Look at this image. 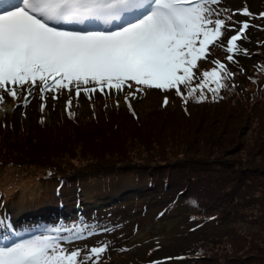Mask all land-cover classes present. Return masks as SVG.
Instances as JSON below:
<instances>
[{
    "label": "trees",
    "instance_id": "1",
    "mask_svg": "<svg viewBox=\"0 0 264 264\" xmlns=\"http://www.w3.org/2000/svg\"><path fill=\"white\" fill-rule=\"evenodd\" d=\"M257 31L252 45L242 44L252 55L229 65L237 73L243 68L240 85L217 101L205 89V102L190 101L194 114L171 91L176 100L168 108L158 99L133 106L135 116L124 104L79 117L64 111L49 125L40 116L28 129L18 118L1 119L0 210L35 195L46 205L59 195L54 207L66 206L65 190H75L69 201L87 208L122 179L136 178L125 196L138 204L163 194L161 211L187 218L192 233L173 246L176 264H264V26ZM200 79L199 68L193 84Z\"/></svg>",
    "mask_w": 264,
    "mask_h": 264
},
{
    "label": "snow or ice",
    "instance_id": "2",
    "mask_svg": "<svg viewBox=\"0 0 264 264\" xmlns=\"http://www.w3.org/2000/svg\"><path fill=\"white\" fill-rule=\"evenodd\" d=\"M222 3L0 0V105L7 95L18 102L16 108L27 107L39 95L43 113L49 98L67 95L65 111L73 117L71 109L80 106L82 95L94 108L96 94H122L135 116L132 101L144 89L174 91L184 104L205 102V89L213 101L222 99L221 92L237 87L235 77L244 71L234 72L229 65H237L240 55H252L242 44L253 25L234 17H254L247 7L233 11L220 7ZM259 18L264 19V12ZM214 48L227 54L225 60L212 59L213 67L200 72L203 79L193 84L200 62L208 61ZM114 103L121 105L119 99ZM168 103L165 96L163 106ZM112 230L82 221L20 232L0 216V264H102L109 241L68 246Z\"/></svg>",
    "mask_w": 264,
    "mask_h": 264
},
{
    "label": "rangeland",
    "instance_id": "3",
    "mask_svg": "<svg viewBox=\"0 0 264 264\" xmlns=\"http://www.w3.org/2000/svg\"><path fill=\"white\" fill-rule=\"evenodd\" d=\"M220 7L231 9L233 11L247 7L250 12L254 14L253 18L237 15L236 20H249L253 25L248 30V41L245 45H252L255 39L259 36L257 27L264 26V19L259 18V13L264 12V0H223ZM234 33H228L232 35ZM257 47V46H256ZM259 48V47H257ZM223 52L219 48L212 50V55L208 62L214 58L220 59L219 55ZM222 60V59H220ZM223 61V60H222ZM206 62V61H205ZM205 68V63L200 66V72ZM198 74V72H197ZM235 83L239 86L240 83L235 77ZM136 87L135 85L133 86ZM167 96L170 100H176L170 92H162L155 89H144L143 94H138L137 99L132 101L134 107L142 106L147 103H156L158 99L164 101ZM67 95L61 96L57 101L48 99L47 107L44 112L40 111L39 95H36L27 107L16 108L17 101L12 100L11 97L5 95V103L0 105V120L10 121L12 117L18 118L23 127L28 129L37 119L42 116L46 125L54 123V120L63 114L65 111L64 101ZM115 99L121 101L120 107L124 105L123 95L105 98L96 94L93 98L94 108L88 100L82 95L80 97V106L74 104L71 111L75 117L87 114L89 111L95 113L101 106L108 105L105 112L110 110L115 105ZM177 102L179 106L185 108L186 113L194 114L198 108L192 106L189 102L184 104L181 99ZM153 103V104H154ZM171 105V103L169 104ZM167 105L165 108H168ZM15 109V111H13ZM9 125V123H6ZM6 127V126H4ZM122 179L120 184L115 188L113 194L96 197L91 203H85L87 208L78 205V200L71 202L68 195L75 194V190L64 191L66 206H57L54 210V203H56L59 195L53 196L54 201L44 204L46 199L42 196L27 197V201L11 206L6 210H0V216H7L13 223L15 228L24 232L25 229H31L33 226H70L74 223L88 222L89 224H98L113 229L110 233L103 235H94L87 240L77 241L75 245L68 247L80 246L87 244L89 246L97 245L101 241H109L111 247L109 251L104 254L102 264H151L152 261H160L161 264L171 263L176 264V260L172 257L175 245H182L186 240L190 239L192 232L185 226L186 216L182 214L167 215L162 212L161 208L166 203V196L155 192L152 196H145L140 203L136 204L129 197L125 196L129 190L136 187L138 180L136 178ZM36 188L33 186V189ZM89 189H92L89 188ZM25 193V192H24ZM76 196V195H74ZM81 196V195H79ZM104 202L105 204H101ZM45 205L41 207L42 205ZM58 204V203H56ZM79 206L81 210L80 216L74 215V208ZM36 208V209H35ZM44 208L45 213H40L39 210ZM68 209V210H67ZM45 214V215H44ZM169 261V262H168Z\"/></svg>",
    "mask_w": 264,
    "mask_h": 264
}]
</instances>
